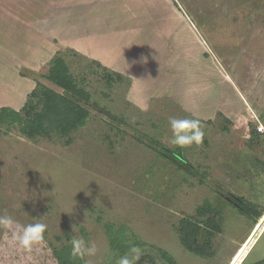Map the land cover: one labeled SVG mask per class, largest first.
<instances>
[{
  "label": "rangeland",
  "instance_id": "374dc122",
  "mask_svg": "<svg viewBox=\"0 0 264 264\" xmlns=\"http://www.w3.org/2000/svg\"><path fill=\"white\" fill-rule=\"evenodd\" d=\"M57 56L120 119L69 103ZM2 106L0 216L46 225L35 264L79 238L75 264H264V0H0ZM170 117L202 142L179 154ZM0 261L24 264L2 229Z\"/></svg>",
  "mask_w": 264,
  "mask_h": 264
},
{
  "label": "clouds",
  "instance_id": "9594fccd",
  "mask_svg": "<svg viewBox=\"0 0 264 264\" xmlns=\"http://www.w3.org/2000/svg\"><path fill=\"white\" fill-rule=\"evenodd\" d=\"M147 106L145 105V110ZM169 126L172 131L170 144L181 148L193 143L199 145L202 142L204 132L201 129L198 119H179L176 117L169 118ZM0 229L5 232V240L7 246L17 252L23 253L24 264H35L34 251H39L40 247L45 243L44 233L46 225L36 224H19L9 215L0 216ZM73 257L81 259L85 257H93L97 254V246L95 243H86L83 238L72 239ZM141 250L133 246L129 253L121 256L118 264H136L140 259ZM0 264H3L0 261ZM86 264H91L87 261Z\"/></svg>",
  "mask_w": 264,
  "mask_h": 264
},
{
  "label": "trees",
  "instance_id": "16d2710c",
  "mask_svg": "<svg viewBox=\"0 0 264 264\" xmlns=\"http://www.w3.org/2000/svg\"><path fill=\"white\" fill-rule=\"evenodd\" d=\"M47 78L61 87L64 90V95L67 101L72 105L79 106L80 104L91 105L101 112L109 115L112 120L120 119L114 114H111L106 108L101 107L98 103L93 102L92 94L83 88L77 78L72 74L71 68L64 57L57 56L53 59ZM121 121H124L121 119ZM18 123V111L11 106L0 107V130L4 128L7 130L14 129ZM154 139V138H152ZM157 142V140H153ZM182 148H178L179 154ZM68 260L73 264L76 263L75 257H69Z\"/></svg>",
  "mask_w": 264,
  "mask_h": 264
},
{
  "label": "built area",
  "instance_id": "2783aa9c",
  "mask_svg": "<svg viewBox=\"0 0 264 264\" xmlns=\"http://www.w3.org/2000/svg\"><path fill=\"white\" fill-rule=\"evenodd\" d=\"M256 131L259 132V133H264V124L260 122V123L256 126Z\"/></svg>",
  "mask_w": 264,
  "mask_h": 264
},
{
  "label": "water",
  "instance_id": "95a60500",
  "mask_svg": "<svg viewBox=\"0 0 264 264\" xmlns=\"http://www.w3.org/2000/svg\"><path fill=\"white\" fill-rule=\"evenodd\" d=\"M262 226V223L261 224H259V226H258V229L260 228ZM257 229V230H258ZM240 254H238V256L235 258V260H234V264H237V262H238V260H239V258L241 257V252H239ZM243 255V254H242Z\"/></svg>",
  "mask_w": 264,
  "mask_h": 264
},
{
  "label": "crops",
  "instance_id": "0c3cea01",
  "mask_svg": "<svg viewBox=\"0 0 264 264\" xmlns=\"http://www.w3.org/2000/svg\"><path fill=\"white\" fill-rule=\"evenodd\" d=\"M259 133V132H258ZM260 134H264V133H260Z\"/></svg>",
  "mask_w": 264,
  "mask_h": 264
}]
</instances>
